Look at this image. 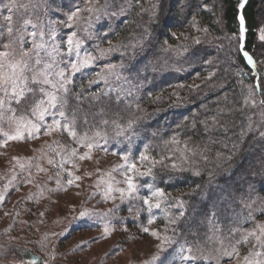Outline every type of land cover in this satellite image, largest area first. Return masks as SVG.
Listing matches in <instances>:
<instances>
[{
  "label": "trees",
  "instance_id": "1",
  "mask_svg": "<svg viewBox=\"0 0 264 264\" xmlns=\"http://www.w3.org/2000/svg\"><path fill=\"white\" fill-rule=\"evenodd\" d=\"M80 1L33 0L34 6L20 9L13 20L19 26L22 19L29 18L47 30L49 25L54 28L56 10L58 19L66 21L59 12L76 11ZM240 1L99 0V18L95 16L92 27L79 33L85 35L81 54H102L98 66H117L128 86L121 92L108 90L106 83L93 78L94 66L80 70L67 85L66 111L80 110L77 137L100 132L106 135L109 150L132 160L145 154L163 161L153 169L155 181L149 177L137 180L141 185L138 193L142 197L149 193L142 186L145 183L162 189L165 196L160 211L168 218L162 233L171 238L173 250L181 244L199 248L211 262L210 243L213 249L218 243L222 249L234 246L245 220L264 219V137L260 135L264 120L256 126V120H251L257 109L264 112V66L254 51L259 0H246L241 8ZM1 4L7 3L0 0ZM240 16L244 18L242 32ZM87 20L80 22L83 28ZM71 29L65 26L55 31L67 39ZM227 32L236 38L232 46L227 44ZM25 39L30 48L31 38ZM196 39L199 44L194 43ZM0 41L8 43L6 33ZM61 44L60 50L67 52V41ZM224 49L231 65L223 62ZM64 71L70 73L67 68ZM247 93L250 98L253 95L254 108L245 104ZM30 97L28 107L36 99ZM103 120L109 123L105 125ZM112 121L126 129L122 135L116 134L119 128ZM129 121H134L131 128L127 127ZM173 137L179 143H171ZM173 162L185 170L171 171ZM211 234L215 238L206 241ZM203 240L205 247H201ZM17 254L21 261L43 264L32 250Z\"/></svg>",
  "mask_w": 264,
  "mask_h": 264
},
{
  "label": "rangeland",
  "instance_id": "2",
  "mask_svg": "<svg viewBox=\"0 0 264 264\" xmlns=\"http://www.w3.org/2000/svg\"><path fill=\"white\" fill-rule=\"evenodd\" d=\"M245 2L246 0H241L239 7ZM4 3H9V0H4ZM4 5L0 6V24H4L3 17L10 14ZM98 5L99 0H81L76 11L59 12V15L66 18V21L58 19L57 10L55 11L57 15H52L55 18L53 25L56 30L65 29L68 16L72 13L75 12L80 17L79 20L74 18L73 27H70L71 32L76 33L74 38L80 41L78 55L75 50L71 55L60 50L61 55L56 57L57 70L67 68L70 73L64 72L71 83L72 78L74 79L75 74L81 72L80 70L94 66L96 71L92 76L100 79L97 82L103 81L108 90L112 92H114L113 89L121 92L128 86V83L122 82V79H116V75H122L118 74L117 67L109 70L108 67L98 66L103 62V55L100 53L92 52L93 56L81 54L80 46L83 45L85 35L79 33L80 31L86 32L87 27H92L95 15L90 13L89 9L97 8ZM86 19H88L86 22L88 25L83 28V23L80 22ZM257 19L259 25L256 31L257 43L254 51L259 63L264 66V38H262L264 37V0H259ZM238 21L239 32H242L240 19ZM29 31L32 30L29 29ZM227 35V44L232 46L236 38L230 32H227ZM62 37L63 33L57 34L56 32L55 41L59 46H64L61 43L67 41ZM223 37L226 36L223 34ZM26 38L30 37L26 36ZM223 51V62L231 65L232 59L225 49ZM41 55L43 56L44 53L41 52ZM85 60L89 62L84 63ZM72 64H77L79 70H73ZM247 95L249 106L254 108L253 95L251 98L249 93ZM32 98L38 100L40 96L37 94L36 97L29 99ZM26 103L21 106L13 104L18 115L30 116V109ZM54 113L55 110H53ZM53 118V115L46 116L45 124H51ZM55 118L59 119V116ZM252 118L256 120L253 124L256 126L264 120V112L257 109L251 120ZM0 127L3 131L12 133L15 125L5 122ZM105 137L106 135H102L94 138L93 142L98 143L100 147L93 148L90 153L91 158L84 160L79 159V156L88 152V148L78 142L79 137L73 138L63 130L53 131L51 135L40 134L36 139L26 138L21 142L10 141L6 146L0 147V196L4 197L0 201V264H30L25 260L21 261L17 254L18 251L26 249L40 255L43 264H193L191 261L181 260L180 249L183 244L173 250L172 240L171 243L163 242V237L167 234H163L162 230L167 225L168 218L163 215L160 208H153L149 213L146 205L138 204L143 201L142 199H126L122 202L117 192L111 194L115 199H104L105 182L110 179L121 181L119 184L113 181L114 187L126 188V184L123 183L122 170L118 166L123 164L121 157L127 155L105 148ZM72 149L77 150V156L73 157L71 162L64 163L66 154ZM13 157L20 158L19 163ZM50 159L53 160L52 164L48 163ZM130 160L136 162L138 167L141 166L139 159ZM20 163L25 164L23 171L19 167ZM113 168L117 170L113 172ZM110 172L111 177L107 175ZM77 176L80 177L79 180L75 179ZM69 180L73 183L69 184ZM137 195L141 198L145 197L139 193ZM162 200L163 198L161 203H163ZM109 209H114V211L109 213ZM84 210L100 215L78 218L79 213ZM262 212L264 215V208ZM103 213H108V215H102ZM149 218H152L154 223L149 224ZM259 224H264V219H247L243 222L242 233L236 234L234 239L238 255L235 253L232 256L222 254L224 251L232 252L233 246H226L222 249L221 244L218 243V247L215 245L216 249H213L214 245L210 243V257L214 261L198 258L195 264H217V258L218 264H245L243 257L256 251L261 252V256H249V259L259 260L264 264V249L254 247L256 245L254 238H250L247 243L237 244V241L241 240L247 231L256 230ZM105 225L109 226L108 233H105ZM144 227L149 228L150 232L157 231L161 239L152 236L150 232H143ZM257 234H259L258 230ZM211 238L215 237L212 234L205 237L206 241ZM206 241H202L201 247L207 246ZM184 254L188 253L185 251ZM153 257L156 259L154 260Z\"/></svg>",
  "mask_w": 264,
  "mask_h": 264
},
{
  "label": "snow or ice",
  "instance_id": "3",
  "mask_svg": "<svg viewBox=\"0 0 264 264\" xmlns=\"http://www.w3.org/2000/svg\"><path fill=\"white\" fill-rule=\"evenodd\" d=\"M29 6H34L33 0H28L27 3L23 0H9V3L5 4L4 7L7 9L10 15L4 16V24H0V37H3L5 33L7 34L8 43H3L0 41V125H3L5 122H11L15 125L12 133L3 131V128L0 127V147L6 146L10 141L21 142L27 139H36L40 134L51 135L53 131L63 130L69 133L73 138L77 137L75 131V126L78 120L79 109L72 110L70 112L66 111L67 100L66 94L68 93L67 84L70 83L68 76H66L63 69L57 70L56 57L61 55L60 46L55 41L56 31L50 25L45 26L39 22L34 23L32 19L24 18L22 22L17 23L13 20V15L18 13L20 9H28ZM243 3L240 4V7H243ZM89 12L94 14L98 19L102 10L100 8H90ZM23 15V14H21ZM75 20H79L80 17L77 13H72L68 16V22L66 26L72 27V23ZM241 24V31H243L244 18L243 16L239 17ZM29 27L33 29L29 31ZM207 32V29H203ZM31 38V48L26 47L25 37ZM47 36V39H46ZM76 33L73 32L67 38V54L71 55L75 50L77 51L80 45L78 39L74 40ZM264 38V37H262ZM51 41V43H49ZM194 43L199 44L200 40H194ZM167 50V49H165ZM184 51H187V47L184 48ZM41 52L44 55H41ZM247 57L248 62L253 63L252 58L248 54L244 53ZM47 58V59H46ZM88 60H85L84 63H88ZM72 69L75 71L79 70L77 64L71 65ZM109 70L116 68L115 65H108ZM104 78V77H101ZM116 79L119 80L121 77L116 75ZM35 86V87H33ZM114 91L116 89H113ZM39 94L40 99H33L30 108V116L27 114H17L16 108L13 107V104L17 106L24 105L28 101L29 95L36 97ZM131 95V91L127 93ZM79 100L80 97H77ZM93 99H98L94 96ZM248 101L245 100V104ZM254 103V102H253ZM264 104V101H261ZM53 110L55 113L53 114ZM48 115H53L54 118L51 124H45V118ZM59 116V119H56L55 116ZM84 123H87V118H84ZM103 124L107 125L108 120H103ZM112 123L119 128L117 135H122L126 129L121 128L119 124H116L115 121ZM134 121H129L127 127L131 128ZM251 128V124H249ZM260 135L264 137V132H261ZM100 132H95L92 136H89L85 132L82 136L79 137L78 142L88 148V152H85L82 156H79V159H90V153L93 148H98L100 145L93 142L95 137H100ZM106 139V138H105ZM171 143H179V141L173 137ZM191 151V149H188ZM59 155V153H58ZM182 157L186 160L187 157L184 154H181ZM77 156V150L72 149L70 153L66 154L63 162H71L73 157ZM19 163L18 157H13ZM123 164L119 165L118 168L122 170V175L124 176L123 183L126 184V188L114 187L113 181L114 178L110 179L106 183V188L104 191V199H115L111 194L117 192L120 194V200L123 202L126 199H142L143 204L147 206V211L152 212L153 208L159 209L161 207V199L164 198L165 193L162 189L154 188L152 183H145L142 185L149 189V195L141 198L137 195L138 188L141 185H138L137 180L143 177H149L152 181H155L156 176L153 169L156 164H162L163 161H156L148 155L141 154L139 161L141 166L138 167L136 162H133L129 159L128 155H123L121 157ZM147 162V164H145ZM49 164L53 163V160H48ZM62 166V165H61ZM20 169L23 171L25 169V164H19ZM167 167V166H165ZM143 169V170H142ZM43 171V169H40ZM117 169L113 168L112 171L115 172ZM185 169L173 162L171 164V171L182 172ZM194 175L199 176L198 171L193 172ZM71 175V173H69ZM111 177V172L107 174ZM76 180H79L80 177H76ZM30 182V181H29ZM59 183V181H57ZM69 184H72L73 181L69 180ZM115 184L121 183V181H114ZM99 186V185H97ZM4 199L3 196H0V201ZM153 200L155 202L153 203ZM245 207L251 208V204H246ZM114 209H109V213L113 212ZM132 211V209H129ZM93 215H100L98 213L89 212L88 210L81 211L78 218L90 217ZM102 215H108V213H103ZM174 220H170L169 223H174ZM149 224L154 223L152 218L148 220ZM211 223V221H210ZM143 232L149 233L150 230L147 227H144ZM257 230L259 234H257ZM110 231L109 226L105 225V233ZM233 231H238L233 229ZM150 234L157 239H161L160 234L153 230ZM250 238H254L256 245L259 248L264 249V224H259L256 226V230L247 231L237 243H247ZM164 243H171V238L164 236ZM162 247V245H158ZM185 251L188 253L185 255ZM181 260L182 261H191L195 264V261L199 258H204L203 253L199 248L193 249L188 247L185 249L183 246L180 249ZM233 253L238 255L236 252L235 246H233L232 252L224 251L222 254L225 256H232ZM249 256H261V252H250L248 256H244L243 260L245 264H262L261 261L250 260ZM155 260L156 257H153ZM35 264V261L32 262ZM218 264V258H217Z\"/></svg>",
  "mask_w": 264,
  "mask_h": 264
}]
</instances>
